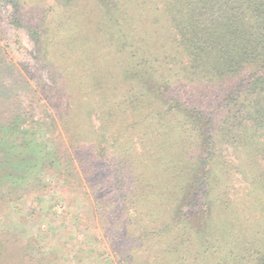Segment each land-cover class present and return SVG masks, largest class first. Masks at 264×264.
I'll return each instance as SVG.
<instances>
[{
  "label": "trees",
  "instance_id": "1",
  "mask_svg": "<svg viewBox=\"0 0 264 264\" xmlns=\"http://www.w3.org/2000/svg\"><path fill=\"white\" fill-rule=\"evenodd\" d=\"M4 1L76 183L105 194L117 264H264V0ZM15 147L0 131V198L29 160ZM253 189L259 216L240 219ZM22 245L0 234V264H43Z\"/></svg>",
  "mask_w": 264,
  "mask_h": 264
},
{
  "label": "rangeland",
  "instance_id": "2",
  "mask_svg": "<svg viewBox=\"0 0 264 264\" xmlns=\"http://www.w3.org/2000/svg\"><path fill=\"white\" fill-rule=\"evenodd\" d=\"M50 3L53 0L42 2L43 8L48 10ZM11 10L10 3L0 0V100L10 108L9 124L0 131L5 145L16 146V153L18 146L29 160L6 168L14 169L18 183L11 199L0 198V234L14 235L27 254L43 264H117L94 211L98 201L105 205V194L91 197L76 183L65 149L47 125L52 111L38 87L34 43L26 29L10 23ZM39 74L47 80L46 71ZM39 143L47 150L42 147L44 153L30 158ZM36 161L39 168L54 165L39 174ZM255 192L242 197L236 211L240 219L259 216Z\"/></svg>",
  "mask_w": 264,
  "mask_h": 264
}]
</instances>
